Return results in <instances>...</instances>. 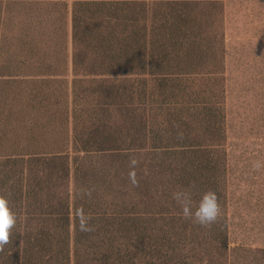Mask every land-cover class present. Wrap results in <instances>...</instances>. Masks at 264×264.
Listing matches in <instances>:
<instances>
[{"label": "rangeland", "instance_id": "obj_1", "mask_svg": "<svg viewBox=\"0 0 264 264\" xmlns=\"http://www.w3.org/2000/svg\"><path fill=\"white\" fill-rule=\"evenodd\" d=\"M225 3L223 74L213 71L222 66L217 7H191L202 23L179 32L195 38L188 47L169 41L150 7L132 4L129 74L86 77L70 67L72 0H0V189L36 198L26 214L11 206L15 232L28 228L30 240L53 251L68 246L71 264H264V166L252 167L264 165V0ZM199 118L217 121L225 139L199 135ZM80 140L97 150L69 153L70 209L62 213L52 204L64 173L55 187L36 171ZM130 156L140 161L139 187L128 179ZM191 182L195 202L209 189L220 198L210 229L185 220L171 199ZM82 188H94L91 199H81ZM81 207L92 233L78 229ZM224 229L230 248L218 253L213 238Z\"/></svg>", "mask_w": 264, "mask_h": 264}, {"label": "trees", "instance_id": "obj_2", "mask_svg": "<svg viewBox=\"0 0 264 264\" xmlns=\"http://www.w3.org/2000/svg\"><path fill=\"white\" fill-rule=\"evenodd\" d=\"M203 3L217 7V14L220 17L221 28L217 32V44L220 50L218 59L222 66L220 70L213 71L214 74H223V65L225 64L224 44L227 38L225 36V0H72L70 19V67L72 73H79L86 77L89 75L97 76L111 73L129 74V5L132 4V6L139 7L138 12L142 10L145 13L147 8L150 7L153 19L159 22L158 17H160V22L164 21L161 25L165 26L170 32L168 36L169 41L178 43L182 39H185V44L191 47L193 42L196 43L195 38H189L184 34L181 38L179 37V32L182 33L184 31L183 33H185L199 29L202 22L196 18H190L192 14L191 7L193 10ZM159 30L161 31L160 27ZM158 36L156 41L161 40ZM35 46L38 47L37 44ZM153 55L157 54L153 53ZM195 59L197 58L195 57ZM123 66H128V68H123ZM186 73L200 74L199 71ZM94 80L92 79L91 81ZM73 81H75L74 78ZM197 124L199 126V135L208 134L216 137L218 140L221 137L225 139V134H219L217 130V121L212 120L207 125L206 120L199 118ZM87 138L90 139L88 136ZM197 139L196 143L200 144L202 138L197 136ZM92 140H95V138L93 137ZM76 143L78 147L75 150L65 149L62 154L58 153L51 156L50 160L53 164L47 165V168L43 167L44 169L37 167L36 171L38 180L49 181L53 178V182L51 183L55 187L58 174L64 173L66 183H62L64 188H59L58 201L52 204L55 209L62 213H67L70 209L69 180L72 173V165H70L69 153L82 152L85 154L93 149L97 150L95 142L89 143L88 140H80ZM30 167L31 165L28 167L24 166L23 174L25 169H27L28 175L32 173ZM21 189L22 186L19 188V191ZM31 198L36 199L35 197H30L28 194L23 195V193L12 195L10 197V206L17 203L18 206L23 208L24 214H26V210L30 207V203L32 204L31 201H33ZM48 201V205H50L53 200L50 198ZM13 236L22 238L17 242L19 246L10 244L3 252H0V254L2 253L0 264H71L69 262L68 246L66 248L60 247L57 251H53L51 246L44 240H30L29 237L31 235L28 228H22L16 232L13 230ZM230 242L231 240L228 238L225 229L213 238L214 249L218 253L219 251L229 249ZM235 246L236 244L234 243L233 248ZM56 258L58 260H55Z\"/></svg>", "mask_w": 264, "mask_h": 264}, {"label": "clouds", "instance_id": "obj_3", "mask_svg": "<svg viewBox=\"0 0 264 264\" xmlns=\"http://www.w3.org/2000/svg\"><path fill=\"white\" fill-rule=\"evenodd\" d=\"M140 161L135 156H130L128 161V179L133 187H139L136 167ZM261 162H254L252 167L259 170ZM94 188H82L80 190L81 199L87 197L91 199ZM196 192L195 182L187 186L178 185L172 192L171 199L180 209L181 215L185 220L202 228L210 229L217 223L222 216V207L220 198L215 190H207L200 195L198 202L194 201ZM12 193L9 189H0V252H3L7 246L12 244L13 230L17 225L18 216L10 206V197ZM78 220V229L81 233H92L96 230L95 225L91 223V217L85 213L83 207L76 210Z\"/></svg>", "mask_w": 264, "mask_h": 264}]
</instances>
